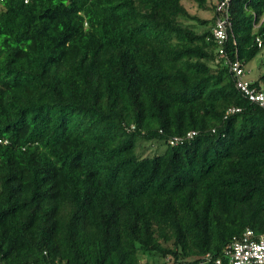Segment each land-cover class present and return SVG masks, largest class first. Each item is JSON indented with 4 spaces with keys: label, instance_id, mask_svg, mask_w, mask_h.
Listing matches in <instances>:
<instances>
[{
    "label": "trees",
    "instance_id": "obj_1",
    "mask_svg": "<svg viewBox=\"0 0 264 264\" xmlns=\"http://www.w3.org/2000/svg\"><path fill=\"white\" fill-rule=\"evenodd\" d=\"M191 1L0 0V264H231L264 234V107L231 70L264 0L222 42Z\"/></svg>",
    "mask_w": 264,
    "mask_h": 264
},
{
    "label": "built area",
    "instance_id": "obj_2",
    "mask_svg": "<svg viewBox=\"0 0 264 264\" xmlns=\"http://www.w3.org/2000/svg\"><path fill=\"white\" fill-rule=\"evenodd\" d=\"M27 1V0H24ZM230 0H219L216 2V11L220 14L216 19L213 28L215 38L222 42L227 38L228 4ZM258 44L261 42L258 40ZM231 70L236 76V86L252 101L259 103L264 107V89L256 90L250 87V81L245 79V68L239 61H233ZM195 132L190 131L186 134L191 137ZM180 141V137H174L170 140L171 144ZM231 264H264V234H256L250 229H246L240 238L234 239L225 250Z\"/></svg>",
    "mask_w": 264,
    "mask_h": 264
},
{
    "label": "rangeland",
    "instance_id": "obj_3",
    "mask_svg": "<svg viewBox=\"0 0 264 264\" xmlns=\"http://www.w3.org/2000/svg\"><path fill=\"white\" fill-rule=\"evenodd\" d=\"M216 1L217 0H207V3L210 5L215 3ZM184 3L191 13H197L207 18L209 17V15L212 14L210 11L206 12L202 9L201 10L197 9L196 4H194L191 0H184ZM245 71H246L245 79H247L248 81L255 80L260 73L264 72V47L250 62L247 63L245 67ZM164 147H165L164 144H161L159 148L160 150H162ZM151 148L153 147L147 145V147L144 150V154H151V151L154 150Z\"/></svg>",
    "mask_w": 264,
    "mask_h": 264
}]
</instances>
